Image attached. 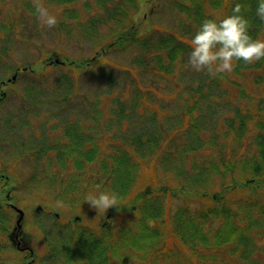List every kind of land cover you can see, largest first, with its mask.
Instances as JSON below:
<instances>
[{
    "label": "rangeland",
    "instance_id": "obj_1",
    "mask_svg": "<svg viewBox=\"0 0 264 264\" xmlns=\"http://www.w3.org/2000/svg\"><path fill=\"white\" fill-rule=\"evenodd\" d=\"M82 1L79 0L71 8L68 7L63 11L58 8L52 13L50 12L51 7H46L42 3L58 20L54 28L46 29L41 27L35 9L30 11L16 4L23 3L28 5L31 0H0V21L12 23L13 11H15L14 15L17 17L16 28H12L9 33L11 38L8 41L0 39V47H3L4 41L8 42V46L12 45L10 46L12 50L8 55V60L2 66L0 65V79L2 77L4 79L8 76L10 77L13 69L19 64L32 63L39 67L38 62L43 58L48 59L53 56L55 59V57L67 56L75 61L91 58L104 43L113 39V35L117 30L128 23H134L139 34L146 33V35H150L151 39H153L151 37L153 33L157 36L158 33H166L168 35V32H173L176 37L174 40L180 41L183 46L186 44L183 40L190 42L195 35L193 31L186 30L185 26L174 25L178 19L172 14V1L174 0H153V2H149L151 5L154 4L150 8V10L153 8L152 11L148 10L146 6L148 0H142L141 3L137 4L134 11H129L130 14H133L132 18L127 16V18L121 19L122 25L112 23L98 12L90 14L85 10ZM205 2L206 0H204ZM72 12L80 15V18L75 17ZM220 15V12L214 13L215 17ZM97 16L104 17V21L99 24L95 32L87 35L85 33L86 25ZM86 22L87 24L84 27L80 26ZM187 47L191 50L190 45ZM53 53L56 54L53 55ZM156 54V52L148 51L143 45V40L140 39L135 45L126 49H111L104 55L106 63H99L89 70L79 71V69H74V67L46 65L48 74L43 72L41 74H25L27 76L17 77L13 83L5 85L4 91L9 95L5 106L0 109V116L7 115V120L8 118L21 119L14 120L19 125V130L16 133H12L11 130L2 132V121H0V171L9 177L11 175L17 177L18 182H14L16 189L13 190V196L25 199H22L21 207L34 206L40 202L51 203L55 205L56 208L54 210L56 213L62 217L63 211L68 209L65 202L71 200V198L83 195V192L64 193L62 189L65 183L75 181V188L80 191L83 187L84 179H96L100 175V166L96 162L91 164L86 170L78 172L74 168L72 173H68L66 166L63 167L62 164L56 161L58 157L65 158L66 146L71 142V138L68 135L62 138L61 134L71 129L76 136L83 135L89 139L104 140L106 144L105 142L102 143L104 150L100 152V155L104 156L106 149L113 147L115 144V147H117L118 142L116 139L123 132L120 125L117 124L120 108L122 106L129 108L128 103L131 104L135 101V97L138 98L139 95L149 103L144 104L141 111L137 109L129 110L128 113L130 115L123 117V121L127 124L126 137L133 138L134 136L131 135L134 131L132 125L144 123L147 115L153 108L157 107L167 113V116L162 115L164 120L154 117L155 126H152L154 124L152 123L147 129L151 127L157 129L160 143H162L161 147L165 144L163 142L165 141L168 144L167 146L172 147L173 151L181 154V150L188 147V139L192 136L191 132H193L192 125L201 116L202 104L209 100L212 106H216L219 102L213 100H216V97H219L221 93L226 92V89L228 93L224 95L227 96V104L223 107L219 106V108H225V112H217L215 115V108L213 107L214 114L211 116V121L202 117L197 122L201 128L196 134V151L188 153L185 168L187 172H193L196 168H199L205 176H211L210 183L202 187L207 190L219 192L230 184V178H232L234 173H223L222 167L225 164L232 163L236 155L242 154V158H250L248 155L256 154L258 147L252 137H246L240 141L233 139L232 136L224 138V124L219 125V122L223 123V119L227 116L231 118V113L237 100H241L239 101L241 106L249 103L245 101L242 94L237 97V93L229 84L216 89V93L196 92L195 90L199 87V79L195 78H201L205 73H197L191 69L188 65V55L186 53L182 54V60H179L174 68L171 67L165 70L164 74L157 70L155 63ZM108 69L114 70L111 79L106 77L109 73L106 71ZM261 75L262 77L259 80L262 82L256 86L259 88V91L256 92L257 95L264 99V74ZM258 76L259 73L256 72L250 78L256 77L255 79H258ZM192 78L194 79L190 85L189 81ZM235 79L240 85L250 81L242 76L235 77ZM68 80H70L73 91L71 96L66 95L64 97L63 91L65 88L60 84ZM30 81H32V88L39 90L33 89L28 92L25 87L29 85ZM187 85H190V89L194 92L190 96L186 95L184 97ZM255 102L257 100H253V104ZM186 103H190L196 109V114L189 118L191 119L190 124H185V129H174L173 124L169 122L171 118L166 119L170 115L178 116L182 111H186L184 110ZM262 106L264 107V103ZM174 109L178 110L173 111ZM202 109L203 113L207 110L206 107ZM162 111L160 112L161 114ZM169 111L172 112L169 114ZM225 113L227 115H224ZM165 120L167 122L162 126ZM77 121L79 122V130L78 127L72 129L71 123L73 122L72 125H75ZM224 123H227V121H224ZM159 125L161 127H158ZM217 132V140L214 141L213 135ZM45 140H51L53 143L49 146L50 150H48L47 155L43 152V146L46 144ZM85 141L91 144L88 140ZM124 141L129 142L128 138ZM36 144L37 148L41 149L34 150L33 146ZM22 145L27 149L23 148ZM198 146L204 147L198 150ZM12 147L13 149H11ZM161 147L155 150L144 149V157L135 155L137 156L135 159L140 164L141 169L145 165L154 163L156 169L154 172L156 173L155 181L161 183L159 186L165 185L177 190L184 181L181 179V182L179 180L181 177L177 178L174 175L171 170L173 165H170V162L165 167H162L163 162L160 165L162 156L159 155L166 148V144L163 148ZM81 148L87 150L85 144L81 145ZM74 159L75 155L72 158L66 155L64 161L74 162ZM178 159H181V156L176 160ZM192 159L196 161L195 164ZM250 159H254V157ZM46 160L51 161L50 164H47ZM212 165H217V172L210 171ZM220 172L221 174H219ZM238 172L239 170L237 169L236 173ZM78 175L80 177H77ZM139 178V174H137L136 181ZM51 180H53L54 185L49 186ZM25 190H29V192L25 194ZM240 192H242L244 198L259 199L264 197L263 193L253 195L248 191ZM56 193H61L64 198L53 200L52 194ZM157 198H161L163 201L165 197L159 193L155 196V200ZM229 198L231 201L237 199L236 196L232 195ZM163 204H165V214L156 223L160 226L163 233L161 243L159 245L156 244L150 251L148 250L143 260H133L131 264H193L178 248V239L172 231L171 215L175 211V205L188 207V210L193 213L204 208L206 204H203L201 200H195L193 197H169L168 200L166 197ZM68 206H70V201ZM84 209L86 212H96L88 204L84 206ZM9 213L11 214V211ZM77 214L82 216L78 210ZM82 218L95 228V220H98L99 223L103 215L101 214L99 219H93L89 213H84ZM51 223L52 221L49 218L31 219L23 224V230L30 235V242L35 244H32L35 251L36 249L38 250L36 257L39 256L41 260L45 261L50 256L47 264H64L63 260H55L51 256L53 249L60 246L51 247L49 241L45 240L43 236V230L38 227L39 225L49 229L52 227ZM77 226L82 228L86 224L84 222L77 224ZM61 243L64 251L67 250L69 252L73 249V244L67 241L66 238L63 237ZM170 252H173L174 255ZM3 253H0V260L5 262L9 257V253ZM76 254H78L77 250L72 256L74 257ZM169 255H173L172 260H169ZM65 256L62 255V257Z\"/></svg>",
    "mask_w": 264,
    "mask_h": 264
},
{
    "label": "trees",
    "instance_id": "obj_2",
    "mask_svg": "<svg viewBox=\"0 0 264 264\" xmlns=\"http://www.w3.org/2000/svg\"><path fill=\"white\" fill-rule=\"evenodd\" d=\"M77 1L41 0V3L46 2L49 7H53L50 4L52 2L55 6L68 8L75 5ZM125 1L130 5L134 4V0H122L115 3H112V0H87L83 2V5L90 10V14L98 12L105 17L107 15L106 18L111 21L117 22L121 15H126ZM175 3L178 5L177 10L181 12V23L186 24L195 33L202 22L208 19L207 17L213 19L209 15L211 6L214 7L211 12L218 10L221 13L217 17V21H219L232 15L233 7L239 3L242 5L241 14L249 22L248 34L253 39H264V21H261L256 15L259 0H206L205 3L204 0H177ZM23 5L34 10L33 2L32 4ZM111 5L114 9L113 13H111ZM108 7L109 12H107ZM92 20L97 28L104 21V17L97 16ZM16 21V18L13 19L12 23L0 21V39H6L9 36L11 29L16 28ZM114 37V43L108 45H115L121 49L128 48L139 40L133 27L126 30H117ZM183 41L186 43L184 46L180 44V41L174 39H143V45L148 51L157 53L155 63L157 70L162 72L171 67L174 68L179 60H182V54H188L190 49L187 46L190 42L188 40ZM46 65H43L42 61L40 67L46 68ZM53 65L55 67L60 66L59 64ZM23 66L26 69L32 68V65L29 64ZM256 72L259 73V78H250ZM261 74H264V59L251 65H245L242 61H239L232 73L220 74L215 78L206 74L202 75L201 78H195L199 79V87L195 90L196 92L216 93V89L229 84L237 93V97L242 94L245 101L249 103L241 106L239 103L241 100H237L231 118L229 116L225 117L223 123L219 122V125L224 124V138L232 136L233 139L240 141L243 138L252 137L258 147L257 152L248 155V157H254V159L242 158V154L236 155L232 163L225 164L222 167L223 173H234V175L230 178V184L219 192L202 188L210 183L211 176H205L199 168H196L193 172H187L185 162L188 153L196 151V134L201 128L197 122L202 117L211 121V116L214 114L213 107L215 108V115L217 112H225V108H219V106L223 107L227 104V96H224L228 93L226 89V92H220L221 95L213 100L219 102L216 106H212L209 100L202 104L201 116L192 125L193 132H191L192 136L188 139V147L181 150V154L173 151L172 147L167 146L168 144L163 141L167 150L166 148L163 149L159 155L162 156L160 165L163 162L162 167H165L170 162V165H173L171 170L174 175L177 178L181 177L179 178L180 181L181 179L184 181L177 190L165 185L159 186L161 183L155 181L156 173L154 172L156 169L154 163L145 165L141 169L140 164L135 159L137 157L135 155L144 157V149L155 150L162 145L157 129L152 127L147 129L148 126L154 123V114L148 118L145 124L138 127L137 124L132 126L134 131L131 135L134 136L133 138L126 137L127 124L123 121V117L130 115L129 110H142L143 105L139 99L138 102L128 104L129 108L125 106L120 108L117 124L120 125L123 132L116 139L118 142L117 147H115V144L113 147L106 149L104 156L100 155V152L104 150L102 146L104 140L89 139L83 135L76 136V134L70 132L68 136L71 138V142L67 144L66 154L64 155L69 158L75 155L74 162H65V158L62 157L56 158V161L62 164L63 167L66 166L68 173H72L74 168L78 172L86 170L91 164L97 162L100 166V175L96 179H84L80 191L75 188V181L66 182L62 189L64 193L83 192V195L65 202L68 209L64 211L60 219L54 220L53 214L49 215L47 212L44 214L46 218H51L52 227L49 229L39 225L38 227L43 230V236L45 240L49 241L51 247L60 246L53 249L51 256L55 260H63L64 264H131L133 260L141 261L148 250L150 251L156 244L161 243L163 233L156 223L165 214V204H163L165 198L167 197L168 200L169 197L175 196L193 197L195 200H201L203 204H206L204 208L193 213L188 210V207L175 205V211L171 215L172 231L178 239V248L193 264H264V197L259 199L244 198L242 192H240L248 191L253 195L263 193L264 196V107L262 106L264 99L256 92L259 91L256 86L262 82L259 80L262 77ZM238 76L250 80L249 83L238 84L235 79ZM193 79H190V85ZM65 84L66 94L71 96L73 87L70 80L60 85L64 86ZM190 85L186 86L184 97L186 95L190 96L194 92L190 89ZM1 100H4V97L0 95ZM253 100H257V102L253 104ZM203 107L207 108L205 113H203ZM175 110L178 109L173 111ZM184 110L186 111L181 110L182 112L178 116L170 115L167 117L166 120L171 118L169 122L173 124L174 129H185L184 125L190 124L191 119L189 118L196 114V109L190 103H186ZM224 115H227V113ZM155 118L164 120L162 116ZM166 120L162 126L167 122ZM224 121H227V123H224ZM152 126H155V123ZM158 127H161V125ZM216 136H218V132L213 135L214 141L217 140ZM126 138L129 142L124 141ZM85 140H88L91 144ZM84 144L87 146V150L81 148V145ZM34 147L37 148V144ZM203 147L198 146V150ZM48 148L49 143L46 142L43 146L45 155L50 150ZM45 155L43 156L46 157ZM180 156L181 159L176 160ZM192 160L195 164L196 161ZM46 162L50 164L51 161L46 160ZM237 169L239 170L238 173H236ZM210 171L217 172V165H212ZM137 174L140 177L138 181H136ZM85 175L83 176L85 177ZM77 177H80V175ZM12 179L15 180V176L11 175L7 179L0 180V253H9L12 258H15L20 253L12 246L9 237L14 225V211L10 201L14 197L13 190L16 189L12 184ZM52 185H54L53 180L50 181L49 186ZM97 185L101 186L100 190L102 191L117 193L118 209L115 207L110 208L106 213L100 212L99 214L93 211L96 219H99L100 214L103 215V219L99 223L98 220H95L94 228L90 223H86L87 221L83 218H79L77 210L81 214L90 213L84 209V206L87 205L85 197L90 192H95ZM159 193L165 197L163 201L161 198L155 200V196ZM231 195L236 196L237 199L231 201L229 198ZM52 196L55 201L58 198H64L61 193L52 194ZM69 201L70 206H68ZM54 206L51 203H43V209L46 211ZM84 222L86 226L82 228L77 226V224ZM63 237L73 244V249L69 252L64 251L61 243ZM76 250L78 254L73 257L72 254ZM36 252L38 250L35 251L34 249V253ZM62 255L66 256L62 257ZM173 255H169V260H172ZM29 258L33 259L35 257L29 256ZM49 258L50 256L47 257L48 261ZM34 263H36V260L32 264Z\"/></svg>",
    "mask_w": 264,
    "mask_h": 264
},
{
    "label": "clouds",
    "instance_id": "obj_3",
    "mask_svg": "<svg viewBox=\"0 0 264 264\" xmlns=\"http://www.w3.org/2000/svg\"><path fill=\"white\" fill-rule=\"evenodd\" d=\"M32 2L41 27L54 28L57 17L48 11L41 0ZM241 12L242 5L237 3L232 15L219 21L205 19L202 22L190 40L188 65L193 71L215 78L220 74L232 73L239 61L251 65L264 59V39H253L248 34L249 22ZM256 15L264 21V0H259ZM100 189L101 186L97 185L95 192L85 197V203L97 214L106 213L114 207L118 209L117 193Z\"/></svg>",
    "mask_w": 264,
    "mask_h": 264
},
{
    "label": "flooded vegetation",
    "instance_id": "obj_4",
    "mask_svg": "<svg viewBox=\"0 0 264 264\" xmlns=\"http://www.w3.org/2000/svg\"><path fill=\"white\" fill-rule=\"evenodd\" d=\"M40 211H42L41 207ZM29 217V213L24 210V223ZM11 239L14 244V247L20 253L15 258L7 259V261L2 262L0 264H32L33 259L29 258V256L34 255L33 243L30 242L29 238L26 236V232L24 230L16 229L14 233L11 235ZM35 245V244H34ZM10 256V255H9ZM36 259V258H35ZM2 260H0L1 262Z\"/></svg>",
    "mask_w": 264,
    "mask_h": 264
},
{
    "label": "water",
    "instance_id": "obj_5",
    "mask_svg": "<svg viewBox=\"0 0 264 264\" xmlns=\"http://www.w3.org/2000/svg\"><path fill=\"white\" fill-rule=\"evenodd\" d=\"M20 214H22V213L20 212ZM20 220H21V217L19 218V220L17 221V223H19V222H20Z\"/></svg>",
    "mask_w": 264,
    "mask_h": 264
}]
</instances>
